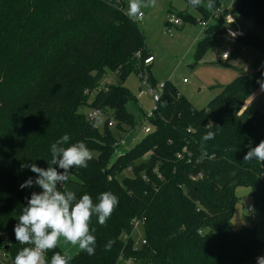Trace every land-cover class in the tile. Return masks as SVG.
<instances>
[{"label": "trees", "instance_id": "1", "mask_svg": "<svg viewBox=\"0 0 264 264\" xmlns=\"http://www.w3.org/2000/svg\"><path fill=\"white\" fill-rule=\"evenodd\" d=\"M221 3L214 0L209 9L201 0L192 8L204 21ZM126 6V0H0V264H12L17 251L29 246L13 234L26 198L40 191L35 185L20 188L35 177L27 165L51 166L50 145L63 134L70 137L65 147L82 141L97 154L86 167L70 168L67 187L77 198L89 194L93 203L110 191L118 203L103 225L90 217L93 255L81 250L66 256L57 245L45 252L46 261L59 252L68 264H118L122 258L135 264H256L264 256L256 229L234 231L229 222L238 186L250 187L264 212V161L244 160L264 140V105L245 107L262 87L264 68L240 72L201 111L166 83L159 111L149 119L152 132L112 161L118 139L109 123L122 133L136 127L127 111L132 95L125 80L131 73L145 76L153 64L145 65L152 53ZM232 7L264 32V0H233ZM210 29L198 55L216 37L210 38L215 30ZM238 42L264 52L258 33L246 32ZM110 74L116 83H107ZM86 107L108 116L104 134L82 112ZM208 131L215 135L203 141ZM125 170L134 176L124 178ZM137 223L144 227L142 248L130 237Z\"/></svg>", "mask_w": 264, "mask_h": 264}, {"label": "rangeland", "instance_id": "2", "mask_svg": "<svg viewBox=\"0 0 264 264\" xmlns=\"http://www.w3.org/2000/svg\"><path fill=\"white\" fill-rule=\"evenodd\" d=\"M144 2L147 6L141 9L143 19L133 20L143 32L147 49L153 54L155 61L150 72H146L145 76L131 73L125 80V87L132 95V99L127 104V111L135 118L136 127L128 131L124 127L127 132L123 133L117 126L109 127V131L119 141H124L123 145L115 149L112 161L133 149L143 139L146 135L144 128L153 129L146 116V113L153 108V104L144 87V78L151 76L149 80L153 79L159 89L170 83L193 104L196 110L201 111L223 92L224 87L237 81L240 72L257 74L264 68V52L238 42V37L251 31L258 33L264 41V32L260 31L254 19L235 11L232 7L233 0H222L221 3L224 18L229 16L232 20L222 23L220 17L211 11L210 19L204 20L206 27L203 25L204 21L200 20L199 12L189 7L185 0H144ZM126 3L128 6V0ZM179 13L185 14L189 20L184 18L185 15L181 17ZM173 18L179 20V25L171 24ZM210 28L218 29L210 34V38L216 37L208 44L204 53L198 55V44L204 37V31L208 30L209 33ZM224 55L227 56L225 61L222 60ZM116 78L115 74H110L107 83H116ZM260 89L249 100L253 109H260L264 105V87ZM94 98L95 96L92 97V101ZM91 110L86 107L82 112L87 114ZM107 118L108 116L103 114L95 121L101 134L106 132ZM92 155L97 156L96 153L91 152ZM148 159V156L144 157L138 161V165L147 162ZM122 176L131 178L134 172L125 170ZM235 194L237 204L229 226L234 231L243 227H252L257 231V238L264 242V212L256 206L252 189L238 186ZM250 207L254 208V218L248 211ZM130 237L136 247H143L144 227L141 223H137ZM57 245L66 256L72 257L81 251L78 246L67 243L62 237ZM118 264L135 263L122 258Z\"/></svg>", "mask_w": 264, "mask_h": 264}, {"label": "clouds", "instance_id": "3", "mask_svg": "<svg viewBox=\"0 0 264 264\" xmlns=\"http://www.w3.org/2000/svg\"><path fill=\"white\" fill-rule=\"evenodd\" d=\"M189 3L192 7H198L201 0H189ZM145 6L144 0H128L126 15L130 19H140L143 17L141 9ZM207 7L212 9L214 0H207ZM261 86L264 87V82H261ZM214 135L212 131H208L202 136V140H211ZM69 140V135L63 134L51 143V166L41 168L35 163L27 165L35 177L26 179L20 184V188L35 185L40 191L30 193L21 214L15 219V240L29 246L17 251L12 264H68V259L59 252L45 260L44 253L56 248L61 237L88 255H93L96 238L92 234L94 229L90 231L89 228L90 217L95 215L97 223L103 225L118 203L117 197L110 191L100 193L98 202L93 203L89 194L85 193L77 198L76 192L67 187L70 168L86 167L87 161L91 159V152L84 142L78 141L65 147ZM253 158L264 161V140L244 155L245 161ZM57 169L63 171L58 172ZM112 243L113 241H109L106 249H110ZM256 264H264V256L256 257Z\"/></svg>", "mask_w": 264, "mask_h": 264}, {"label": "built area", "instance_id": "4", "mask_svg": "<svg viewBox=\"0 0 264 264\" xmlns=\"http://www.w3.org/2000/svg\"><path fill=\"white\" fill-rule=\"evenodd\" d=\"M221 14H223L222 9H219L216 13V16L217 15L219 16ZM142 19H143V17L138 19V20L140 21ZM229 19H230L229 17H226V21H228ZM179 23H180L179 20L175 19V18H173V20L171 22V24H173V25H179ZM203 25L205 27L207 26V24L205 22L203 23ZM137 56L140 57V53H138ZM226 59H227V56L224 55L222 60L225 61ZM154 61H155V59H154L153 55H150L145 60V65H150V64L154 63ZM143 80H144V85H145L144 87L146 88L147 93L149 94L151 101H152V104H153V108L151 110H149L148 113H146L147 118L150 119L154 116L155 113H157L159 111L164 86H161L159 89L157 87H152L148 78H144ZM101 115H103V111L101 109H92L89 113H87V118L91 121H94ZM114 124H115L114 121H111L109 123V127L114 126ZM144 132H145V134H149L152 132V130H150L149 128H144ZM123 144H124L123 140H120V141L118 140V142L116 143V148L119 147L120 145H123ZM57 187L59 188V184L57 185ZM248 211H249V213H251L252 217L254 218L255 217L253 214L254 208L250 207L248 209ZM44 256H45V253H44Z\"/></svg>", "mask_w": 264, "mask_h": 264}, {"label": "crops", "instance_id": "5", "mask_svg": "<svg viewBox=\"0 0 264 264\" xmlns=\"http://www.w3.org/2000/svg\"><path fill=\"white\" fill-rule=\"evenodd\" d=\"M222 13H223V11H222ZM229 17V16H228ZM230 18V17H229ZM232 19L230 18L227 22H230ZM153 55V54H152ZM259 91H261V89L259 90ZM258 91V92H259ZM258 94H256V96H257ZM251 100V99H250ZM250 106V102L249 101H247L246 102V106L245 107H249Z\"/></svg>", "mask_w": 264, "mask_h": 264}]
</instances>
